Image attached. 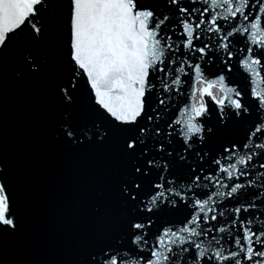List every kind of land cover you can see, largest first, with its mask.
Here are the masks:
<instances>
[{"label": "snow or ice", "instance_id": "1", "mask_svg": "<svg viewBox=\"0 0 264 264\" xmlns=\"http://www.w3.org/2000/svg\"><path fill=\"white\" fill-rule=\"evenodd\" d=\"M0 264H264V0H0Z\"/></svg>", "mask_w": 264, "mask_h": 264}, {"label": "water", "instance_id": "2", "mask_svg": "<svg viewBox=\"0 0 264 264\" xmlns=\"http://www.w3.org/2000/svg\"><path fill=\"white\" fill-rule=\"evenodd\" d=\"M52 78L53 74L50 73L49 79ZM7 97L9 149L17 155H22L29 125L32 130H35L47 112L58 111V109L46 94L34 86L16 88L9 85ZM44 161L46 164L51 163L53 165L50 179L54 186H58L60 178L54 172L55 158L44 157Z\"/></svg>", "mask_w": 264, "mask_h": 264}]
</instances>
